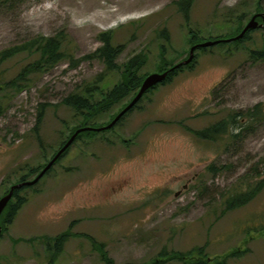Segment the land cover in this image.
I'll list each match as a JSON object with an SVG mask.
<instances>
[{"label":"rangeland","instance_id":"rangeland-1","mask_svg":"<svg viewBox=\"0 0 264 264\" xmlns=\"http://www.w3.org/2000/svg\"><path fill=\"white\" fill-rule=\"evenodd\" d=\"M179 1L0 0V51L60 35L71 55L8 92L0 116V198L23 175L34 178L73 129L85 124L62 102L65 96L97 84L101 100L102 92L123 81L120 69L107 72L97 58L75 63L103 44V34L123 45L120 68L137 54L145 57L143 81L187 59L195 35L207 41L234 34L239 22L244 28L264 12V0H193L185 15ZM263 48L262 26L244 42L198 49L192 67L149 91L113 129L84 133L38 184L21 192L26 201L0 235V264H139L157 258L185 264L169 255L198 248L228 264H264V188L245 205L226 208L227 198L264 179V118L246 115L259 104L264 114V61L251 57ZM38 58L22 52L1 70L14 78ZM138 89L89 123H109ZM222 120L228 131L218 139L195 134ZM65 232L69 237L55 254V239Z\"/></svg>","mask_w":264,"mask_h":264},{"label":"trees","instance_id":"trees-1","mask_svg":"<svg viewBox=\"0 0 264 264\" xmlns=\"http://www.w3.org/2000/svg\"><path fill=\"white\" fill-rule=\"evenodd\" d=\"M192 3H193V0H181L178 2V5H179L180 9L183 12H185V15H186L188 13V9L191 7ZM258 8H262L260 4H258ZM259 10H261V9H259ZM258 12H261V11H258ZM260 18L261 17H258V20ZM242 30H243V24H241V22H239V24L237 25V28H236V31H237L236 33L230 34L227 36H223V37H219V38H215V39L230 38V37L238 35ZM252 31H253V29L248 30L242 38L234 40V41H236L237 43L244 42L246 39H248L250 37V33ZM215 39H212V40H215ZM102 40H103V44L98 49H96V51L93 52V54L85 55L82 58H80L79 60H77V62H75V63H78L81 60H90V59L97 58L103 62L107 72H114V71H118L120 69L122 75L124 76V79L121 83L115 84L107 92H102L103 97L101 98V100L96 99V93L98 92V89H99V86H97V84H87L82 91L72 92L62 99V102L64 104L73 107L74 110H76L78 113L82 114L85 117V121H84L85 124L83 126L75 127L73 129L71 135L80 127H84V126L100 127V126L107 125L108 123L97 126L96 123H89V121L93 117L92 115H95L96 113H99L103 110L110 109L114 105H116L117 103L121 102L125 97L130 95V93L133 90L140 88L141 83L143 82L142 81L143 77L140 75L139 72L144 65L145 57L142 54H137V55L133 56L132 58H130V60L128 62H125L123 64L122 68H120L121 65L117 61H118V57L120 56V54L123 51V45H114L112 42V39H111V35L109 33L103 34ZM192 41L195 42L194 44L199 43V42H203L202 39L197 38V35L194 36V39H192ZM224 42H228V41H222L220 43H224ZM198 49H205V47H199V48H197V50ZM22 52L39 53V58L37 60H35L34 62H31V63L27 64L25 67H23L22 70L14 78L6 76L5 72L1 70L2 64L4 62L8 61L9 59H11L12 57H14L15 55L20 54ZM251 57L254 58L255 60H263L264 61V48L261 50H252L251 51ZM66 58L70 59L71 55H67V52H65L63 50L62 38L60 35H58V36H39V37H36L35 39H32V40L26 42L22 46H11V47H8V48L1 50L0 51V116H2L6 110V101L8 99V92L14 91V90L21 88V87H25V85H27V81L30 77L29 75L31 73H33L34 71L40 70L42 67L53 66V65L57 64L58 62L66 59ZM194 61L195 60L193 59V61H191L189 64H183L177 68H173L176 64H172L169 67L166 66L167 67L166 69L165 68L161 69L162 72L166 71V70H170L167 78L164 79L159 84H156L155 86L148 89L145 92V94L143 95V97L149 91L156 88L158 85L165 84V83L171 81L172 78L175 75H177L179 73V71L183 70L184 67H187V66L192 67L194 65ZM171 68H173V69H171ZM107 72H103V73H107ZM102 75L103 74H99L98 79H100V81L102 79V78H100V77H102ZM141 99L139 100V102L141 101ZM137 104L127 113L131 112L137 106ZM259 107H261L260 104L257 105L255 109L248 110V112H246V115H248L251 120L252 119L253 120L254 119L262 120L264 118V114L262 112V109ZM45 109H46L45 104H42V107L39 110V115H38V119H37V126H35V129H34L36 133L39 132L38 127L40 126L41 121L43 120ZM126 114L115 125L120 123L121 120L126 116ZM237 115H238V117L241 116L240 114H236L235 120L237 119ZM114 126L109 128V129H113ZM228 126L229 125L227 124V122L222 120L216 124L210 125L209 127L205 128L201 131H195V134L201 138H204V139L215 140V139H218L219 137H221V135L223 136V134L227 133ZM98 131H103V130L82 131L76 136L75 141H77V139H79L84 133H86V134H97ZM70 136H69V138H70ZM233 136L237 137V136H239V134H233ZM70 146L59 157V159L55 162V164L69 150ZM53 166H52V168H53ZM52 168L50 170H48L47 173H49L52 170ZM211 169L213 171H215L218 168L212 167ZM36 172H38V170H36ZM26 175L27 174L23 175L18 182L28 180V177ZM18 182H16V183H18ZM38 182L36 184H38ZM36 184H34V185H36ZM29 187H32V185H24V186L14 190L13 197L10 199L9 203L7 204V206L5 207V209L3 210V212L0 216V222L2 223L1 224L2 233L4 231V229H3L4 224L11 223L13 221L14 217L18 214L22 205L25 203L26 198L24 196H21V192L26 190ZM10 188L5 194H7L10 191ZM263 188H264V179H261L256 184V186L254 188L250 189L248 192L236 193V194H233L231 197L227 198L226 208L227 209H234V208L241 207V206L245 205L250 200H252L254 197H256L257 194L263 190ZM14 198L16 199V202L13 203L12 200ZM2 233L0 235H2ZM68 237H69V233L65 232L55 239V244H57V249H56L55 254H58L63 249V246H64L65 242L67 241ZM203 251H204L203 248H198V249H196L192 252H189V253H183L180 251H173L169 255V257H170V259L180 260V261L184 262L185 264H228L227 259H225L226 257H224V258H218L216 256L210 257L208 255H205V253ZM162 255L167 256L168 254L166 252H163ZM106 261L108 264H112V260L106 259ZM164 263H165L164 259L157 258V259L153 260L152 262H145V263H139V264H164ZM130 264H135V263H130Z\"/></svg>","mask_w":264,"mask_h":264},{"label":"water","instance_id":"water-1","mask_svg":"<svg viewBox=\"0 0 264 264\" xmlns=\"http://www.w3.org/2000/svg\"><path fill=\"white\" fill-rule=\"evenodd\" d=\"M258 17H261L264 21V12L255 13L251 17V19L248 21V23L244 26L243 30L236 36L225 38V39L207 40V41L199 42V43L192 45L190 48L189 57L185 59L184 61L176 64L173 68H177L183 64H189L194 59L195 52L197 48L199 47H208V46L216 45L222 41H228V42L234 41V40L242 38L245 35V33L250 29H255L258 27H262V26L264 27V23H260L258 20ZM169 71L170 70H166L163 72H153V73L148 74L144 78L138 92L132 98V100L107 125L100 126V127L84 126V127L78 128L34 178L13 184L10 188V191L0 198V216L3 210L5 209V207L7 206V204L9 203L10 199L13 197L14 190L24 185L36 184L48 172V170L52 168V166L59 159V157L66 151V149L71 144H73V142L76 139V136L80 132L86 131V130H105V129H109L113 127L128 111H130L139 102V100L143 97V95L148 89H150L151 87L155 86L156 84H159L164 79H166L169 74ZM1 233H2V226L0 222V234Z\"/></svg>","mask_w":264,"mask_h":264},{"label":"flooded vegetation","instance_id":"flooded-vegetation-1","mask_svg":"<svg viewBox=\"0 0 264 264\" xmlns=\"http://www.w3.org/2000/svg\"><path fill=\"white\" fill-rule=\"evenodd\" d=\"M194 45V44H193Z\"/></svg>","mask_w":264,"mask_h":264}]
</instances>
